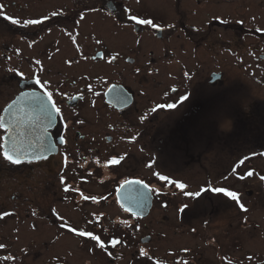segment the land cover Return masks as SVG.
<instances>
[{"label":"flooded vegetation","instance_id":"1","mask_svg":"<svg viewBox=\"0 0 264 264\" xmlns=\"http://www.w3.org/2000/svg\"><path fill=\"white\" fill-rule=\"evenodd\" d=\"M0 5V117L6 125L0 145L13 132L32 149L19 165L0 160V204L6 173L13 172L16 190L9 199L20 233L26 231L21 210H28L32 263L43 258L42 264H61V253L68 252L70 264L72 241L100 264H111L122 247L131 255L134 221L154 216L155 205L159 223L168 227L176 221L170 224L204 242L178 255L168 250L159 264L233 262L228 227L211 229L215 209H222L228 223L231 197L207 189L231 191L235 181L245 183L247 171L264 170V0H0ZM45 15L48 21L28 28L6 19ZM131 15L158 27L136 24ZM37 77L56 93L61 115L54 126L26 99L6 111L22 92L43 96L39 85L32 87ZM120 156L125 157L120 164L107 163ZM130 179L154 190L146 215L118 201V188ZM238 194L236 204L244 209ZM71 228L92 232L104 249ZM113 239L121 243L113 247ZM146 243L139 250L149 255ZM236 247L243 253L241 240ZM244 259L239 254L235 261Z\"/></svg>","mask_w":264,"mask_h":264},{"label":"rangeland","instance_id":"2","mask_svg":"<svg viewBox=\"0 0 264 264\" xmlns=\"http://www.w3.org/2000/svg\"><path fill=\"white\" fill-rule=\"evenodd\" d=\"M247 143L252 145L254 141ZM251 151L252 148L247 149L246 153L248 154ZM249 161L247 159V163ZM247 173L248 171L245 174V183L242 185L235 181L236 189H231V191H235L241 196L240 199L244 209L237 206V200L233 201L231 199L229 201L228 223L225 218L223 219L222 209H215L211 229L213 231H220L223 227H228L230 240L229 253L233 257L232 259H237L239 254H244V264H257L264 261V181L260 179L261 176H264V170L252 172V176H248ZM14 175L13 172L6 173V199L0 204V264H33V255L31 254L33 251H30L31 237L28 235L29 221L26 220L28 216L25 215V213H28V210H21L22 223H24L21 228L26 231L25 233H20L17 226L19 221L16 215L13 214L15 212L14 199H9L11 194H14L16 190V178ZM148 175L151 176L150 173ZM214 175H217L219 178L221 177L219 173H214ZM230 175V180H232L233 174L231 173ZM21 179L23 177L18 178V180ZM248 190H250L249 193L245 192ZM25 195L28 196V193ZM158 208L159 206L155 205L153 210L154 216L151 218L134 221V233L131 238L133 254L130 255V251L125 252V248L122 247L111 264H159L157 261L165 252H167V255H170L168 250H174L178 255L184 247H189L196 242L204 246L201 236L195 240L187 229L170 224H175L176 221H168V227L159 223L155 215L160 213ZM171 210V212L175 211ZM5 213L7 214L6 217ZM145 235H149L151 238L145 244L149 255L141 254V252L146 253L145 249L140 248L139 250L141 243H143L141 239ZM238 240L239 244L241 240V245H243V253L236 247ZM69 244L73 251L70 264H84L88 260L93 261V264H100L98 259L88 257L77 250L74 241ZM59 249L62 250V248ZM70 254L68 252L61 253L65 259L61 258L60 263L69 264ZM42 259L38 258L37 263L42 264ZM235 260L230 262V264H237V260Z\"/></svg>","mask_w":264,"mask_h":264},{"label":"snow or ice","instance_id":"3","mask_svg":"<svg viewBox=\"0 0 264 264\" xmlns=\"http://www.w3.org/2000/svg\"><path fill=\"white\" fill-rule=\"evenodd\" d=\"M2 7L3 6L0 5V8H2ZM125 14H127V13H125ZM56 15H58V13H56V12L52 13V16H56ZM0 16H4L3 11H0ZM6 19L9 20L13 25H20L21 27L28 28L29 26H36V25L44 24L45 21H48L50 18L47 15H45L39 19H25L23 21L20 19L13 18L12 16H7ZM130 20L135 22L136 24L148 25V26H151L152 28L158 27V25H156L152 20L141 19V18H138V16H136V15H131ZM48 30L51 31V29H48ZM36 63H37V65H39L41 62L38 60ZM35 85H39V87L44 90L43 96H37L36 91H31V92H22L21 97L27 98L26 102H28V103L36 104L39 107L40 112L43 114V116L47 120L48 126H54L56 118L61 115V108L58 106V103H57L56 99L54 98L56 93L54 91H49L48 90V83L45 81H42L39 77H37L35 79L34 85L32 87L34 88ZM185 99H187V97H181V100H185ZM16 103H17V101H13V103L8 106V109H6V111H10L16 105ZM158 107H164V106H158ZM166 107L169 109H172V108H175L176 105L175 104H167ZM4 127H6V125L4 123V118L0 117V128H4ZM64 127H65V129H67L68 125L65 123ZM133 139H135V137H133ZM60 142L66 143L64 136L60 137ZM23 155H25V154L22 153V151L17 148L15 139L12 140L11 144H8L7 142H5L4 145H0V160L19 165L23 162V160H22ZM33 155H34V158L36 160H40L42 158L39 155H35V153H33ZM124 159H125L124 156H120L119 159L110 158L107 161V163L110 165H118ZM240 163L243 164L244 160H241ZM157 175L159 177V180L169 182V178L167 176L159 175V174H157ZM247 175L252 176L253 173L248 172ZM59 179L61 181V184L63 185L65 183L64 176L60 175ZM240 179H244V177L241 176ZM260 179L262 181H264V176H261ZM128 184H138L144 188H148V185L145 184L143 180H136V181H127L126 180V181H124V185H128ZM175 186L180 188V189L185 188V185L183 183H176ZM207 190L213 191L215 193H222L226 197H231V199L233 201L237 200V193L235 191H230L225 187H214V188H210ZM65 191H67V189H65ZM149 191H154V190L149 189ZM201 191H206V189H201ZM183 194L185 196H199L200 192L184 191ZM85 199L87 200L88 197H85ZM241 207H243V205H241ZM127 211H131V209H127ZM133 214H135V213H133ZM70 230H71V232L76 233L80 237L91 238L93 241H96L99 244V247L101 249H104V247H105L104 243L100 240V238L98 236H94L92 234V232H89V231L77 232L76 228H71ZM120 243H121V241L116 240V239H113L111 241V244L113 245V247H115L116 245H118ZM141 254L147 255L146 253H143V252H141Z\"/></svg>","mask_w":264,"mask_h":264},{"label":"water","instance_id":"4","mask_svg":"<svg viewBox=\"0 0 264 264\" xmlns=\"http://www.w3.org/2000/svg\"><path fill=\"white\" fill-rule=\"evenodd\" d=\"M107 97H108V93H107ZM25 99L27 98L17 97L16 99L12 100L9 103V105H11L13 101H17V103L10 111L7 112L9 113L13 112L16 109V107L20 105V102L24 101ZM8 106L6 109H8ZM13 139H15L13 132L7 134L5 137L4 144L5 142L11 144ZM15 141L17 148L21 150L22 153L25 154L22 156V160L30 159L32 156V149L30 144H28L26 141H22V142L17 140ZM136 180L139 179H130L128 181H136ZM117 197L119 203L125 209H131V212L138 215H146L151 207V200H152L151 191H149V188H144L138 184H128V185H124V183L121 184L117 190ZM149 239H150L149 236L143 237L142 242H146ZM257 264H264V262H260Z\"/></svg>","mask_w":264,"mask_h":264}]
</instances>
